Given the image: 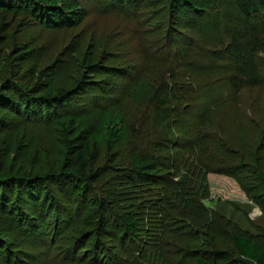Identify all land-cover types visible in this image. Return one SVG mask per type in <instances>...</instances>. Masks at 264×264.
Wrapping results in <instances>:
<instances>
[{"label": "rangeland", "instance_id": "374dc122", "mask_svg": "<svg viewBox=\"0 0 264 264\" xmlns=\"http://www.w3.org/2000/svg\"><path fill=\"white\" fill-rule=\"evenodd\" d=\"M31 1L40 15L0 9V264H251L228 232L264 247V86L233 94L231 62L207 59L240 29L233 0L196 27L168 0H55L65 27ZM167 68L183 110L162 141L148 102Z\"/></svg>", "mask_w": 264, "mask_h": 264}, {"label": "trees", "instance_id": "16d2710c", "mask_svg": "<svg viewBox=\"0 0 264 264\" xmlns=\"http://www.w3.org/2000/svg\"><path fill=\"white\" fill-rule=\"evenodd\" d=\"M104 1L108 2V10L113 12H125L127 10L128 3L135 5L139 0ZM221 1L222 0H168L167 4L170 5L171 11H177L178 13L185 16L188 19L190 27H196L205 12L212 9H217ZM40 2L41 4L49 6L43 11L47 12L49 15L48 17H50L53 21L59 22V24L56 25H61L63 27L67 26L64 14L55 7V0H41ZM153 2H156V0H153ZM233 2L239 14L242 16L240 29L230 35L227 44L222 49L210 52L207 59H209L214 64L220 61L231 62L233 65V71L229 74V76L226 77L225 80L228 84V88L233 92V94L240 95L246 89L264 86V75L261 74L259 70V65L264 63V0H233ZM26 7L33 8L32 11L34 14L38 13L40 15V12L42 11V6L36 5L31 0H0V9H21ZM62 7L64 10L70 9L72 12L76 11V7L69 3H64ZM69 14L73 13L69 12ZM45 25H47V23H45ZM186 54H188V51H182L178 53L180 57L179 60L191 58ZM167 75L169 81L165 83L164 81L160 80L159 86L153 91V94L151 95L148 102L151 110L149 122H153L154 125V128L151 129L154 140L155 138L162 141L167 140V138L171 135V127H175L176 124L182 121L183 100L179 97L176 91V89L179 88H176L177 86L171 87V85L174 84L172 82H175L173 79L174 71L172 68H167ZM194 86L196 87V85ZM1 96L2 95L0 94V102L3 100ZM21 101L23 102V99H21ZM24 102V108L29 107L30 110L35 109L34 106H29L26 101ZM48 104V101L39 102L41 107H50L51 105ZM7 106L9 107V105H6V107ZM18 107L12 104V108L15 110V112L18 110ZM205 122L206 120L203 119V123ZM1 126L3 127L4 124L2 123ZM83 166L84 164L82 162V156L81 154H78V156L73 159L72 167L83 169ZM199 167L204 170L203 164H199ZM235 174L237 173L233 172L227 175L234 176ZM53 177L60 179V177L62 178L64 175H55L52 176V178ZM190 177L192 178L193 176ZM68 178L69 180L79 182L78 178L73 176H69ZM27 181L29 184H31L30 186H32L34 183H38L36 178H32ZM178 186L184 188L186 185L184 183H179ZM257 188L260 191V196L262 195L263 197L264 177L260 178ZM5 192L7 191H3L0 197L2 208L5 201ZM9 193L10 192H8V194ZM16 198L18 201L23 200L20 192L16 193L15 200ZM16 204L17 201H15V205L11 206V209L5 214H7L11 219L13 218L20 222L26 223L27 220L24 218V214H22L20 210L14 208ZM130 228H132L131 225ZM228 234L233 242V246L238 257L250 262L251 264H264L263 246L252 240L251 237L245 236L237 230L231 229ZM218 259L221 261H226V258L221 253H218ZM178 264L183 263L180 262ZM197 264L210 263L203 260H198Z\"/></svg>", "mask_w": 264, "mask_h": 264}]
</instances>
